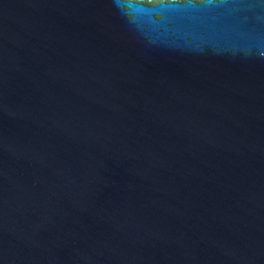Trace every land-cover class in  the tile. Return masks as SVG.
<instances>
[{
  "label": "water",
  "instance_id": "1",
  "mask_svg": "<svg viewBox=\"0 0 264 264\" xmlns=\"http://www.w3.org/2000/svg\"><path fill=\"white\" fill-rule=\"evenodd\" d=\"M0 264H264V0H0Z\"/></svg>",
  "mask_w": 264,
  "mask_h": 264
}]
</instances>
